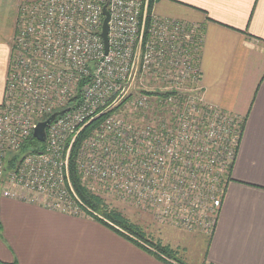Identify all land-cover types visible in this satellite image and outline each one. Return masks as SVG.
<instances>
[{
  "label": "built area",
  "instance_id": "built-area-1",
  "mask_svg": "<svg viewBox=\"0 0 264 264\" xmlns=\"http://www.w3.org/2000/svg\"><path fill=\"white\" fill-rule=\"evenodd\" d=\"M149 7L150 0H20L0 103L2 198L111 224L82 203L74 166L92 194H112L159 224L213 233L243 119L205 102L198 29ZM58 112L44 142L34 140L37 124ZM31 140L34 151L18 156Z\"/></svg>",
  "mask_w": 264,
  "mask_h": 264
},
{
  "label": "crops",
  "instance_id": "crops-1",
  "mask_svg": "<svg viewBox=\"0 0 264 264\" xmlns=\"http://www.w3.org/2000/svg\"><path fill=\"white\" fill-rule=\"evenodd\" d=\"M19 4L0 0V103ZM151 10L198 29L204 100L241 117L243 128L205 250L195 236L169 245L170 234H141L154 249L170 248L183 264H264V0H152ZM163 257L106 222L0 196L1 263L175 264Z\"/></svg>",
  "mask_w": 264,
  "mask_h": 264
},
{
  "label": "rangeland",
  "instance_id": "rangeland-1",
  "mask_svg": "<svg viewBox=\"0 0 264 264\" xmlns=\"http://www.w3.org/2000/svg\"><path fill=\"white\" fill-rule=\"evenodd\" d=\"M17 21H18V14H17L16 21H15V27L17 25ZM15 32L16 31H15V28H14L12 42H13V38L15 36ZM121 113H123V112H121ZM126 114L128 116L127 118H129V119L132 118L130 116V114L128 113V111H126ZM71 167L73 168L74 172L76 173L74 166H71ZM70 179H71V176H70ZM71 183H72V179H71ZM72 186L74 188L73 183H72ZM84 190L88 194H90L91 196H94V197L100 199L102 201V204L104 205V207L105 208L107 207V210L109 212L116 213L119 216V218L121 219V221L122 222H126L129 226H131L132 229H135V230L139 231L140 233L144 232L143 230H148L149 229V231L155 232V235L158 234V233L160 235L161 234L165 235L166 233L170 234V236L167 237V240H169V242L171 241L170 243H168L169 245H171L172 242L176 243L182 236H195V237H198L201 240V242L204 243V245H203V248H204V247H206V243L208 242L209 238L212 235L211 232L210 233L187 232V231H182L179 228H176V227H174L173 225H170V224L163 225V224H159V222L156 223V221L153 220V217H151L149 215V213L137 210L134 207H131V206L127 205V204H124V203H122L119 200H116L113 197L112 194H106V193L103 194V193L99 192V196H98V195L92 194L91 193L92 191L90 189H86L85 188ZM175 232L179 233V234H182V235H178L180 237L174 238L175 237ZM143 236H144V234H143ZM135 239H137V238H135ZM137 240H139V239H137ZM139 241L143 242L144 244H146L148 246L150 245V243H148V242H145V241H142V240H139ZM157 246H159L160 248H163V249H165V250H167L169 252L170 256L167 257L169 260L172 259L173 261L172 260L171 261L174 262L175 264H183L180 260L179 261L181 263L176 261V259H174L175 258V254H174V252L171 253L172 250H170V248L162 247L161 245H157ZM150 247H151V245H150ZM184 248L187 249L186 246ZM204 250H205V248H204ZM204 250H203V252H204Z\"/></svg>",
  "mask_w": 264,
  "mask_h": 264
},
{
  "label": "trees",
  "instance_id": "trees-1",
  "mask_svg": "<svg viewBox=\"0 0 264 264\" xmlns=\"http://www.w3.org/2000/svg\"><path fill=\"white\" fill-rule=\"evenodd\" d=\"M151 6H152V0H150L149 9H151ZM100 120H101V118H99V122H100ZM92 127H94L93 124L89 128H92ZM36 145L37 144L34 140L29 141L21 149L18 156H23L25 154H28V153L34 151ZM16 157H17V155L14 156V158H16ZM71 179H72V183L74 185V189H75L77 195L79 196L82 203L87 208H89L92 212L98 214L99 216H101L102 218H104L105 220L110 222L112 225L118 226L121 229L125 230L128 234L132 235L133 237L146 242L145 238L143 237V235L139 231L132 229L131 226H129L126 222H122L116 213L109 212L107 210V207L106 208L104 207V205L102 204V201L100 199H98L94 196H91L83 188H81L80 183H79L80 182L79 178H78L77 174L74 172L72 167H71ZM148 243H150V242H148ZM150 245L152 247L153 244L150 243ZM155 249L157 250V252L159 254H161L165 257L170 256L169 252L163 248L155 247ZM0 264H4V263L0 262Z\"/></svg>",
  "mask_w": 264,
  "mask_h": 264
},
{
  "label": "water",
  "instance_id": "water-1",
  "mask_svg": "<svg viewBox=\"0 0 264 264\" xmlns=\"http://www.w3.org/2000/svg\"><path fill=\"white\" fill-rule=\"evenodd\" d=\"M107 5L103 7V22H102V29H101V39L104 44V52L107 53L108 49V40H107V32H108V21H109V14L106 11ZM62 112H58L50 116L46 121L38 123L34 132H33V139L39 143H43L45 140V130L46 128L52 123V121Z\"/></svg>",
  "mask_w": 264,
  "mask_h": 264
}]
</instances>
